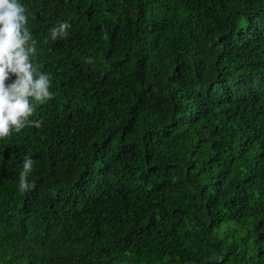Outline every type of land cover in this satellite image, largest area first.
Wrapping results in <instances>:
<instances>
[{
    "label": "trees",
    "instance_id": "trees-1",
    "mask_svg": "<svg viewBox=\"0 0 264 264\" xmlns=\"http://www.w3.org/2000/svg\"><path fill=\"white\" fill-rule=\"evenodd\" d=\"M21 2L54 97L0 139V264H264V0Z\"/></svg>",
    "mask_w": 264,
    "mask_h": 264
},
{
    "label": "clouds",
    "instance_id": "clouds-1",
    "mask_svg": "<svg viewBox=\"0 0 264 264\" xmlns=\"http://www.w3.org/2000/svg\"><path fill=\"white\" fill-rule=\"evenodd\" d=\"M28 22L21 0H0V139L18 134L29 126L39 128L42 121L31 117L39 106L54 97L50 74L40 71L34 62L38 49ZM70 27L67 22H61L51 30V40L67 38ZM34 164L31 157H24L19 173L21 193L33 187L29 177Z\"/></svg>",
    "mask_w": 264,
    "mask_h": 264
}]
</instances>
